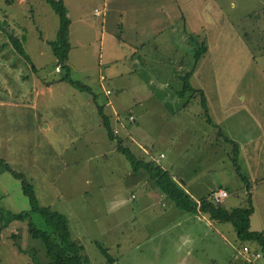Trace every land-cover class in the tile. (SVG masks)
Returning a JSON list of instances; mask_svg holds the SVG:
<instances>
[{
  "label": "rangeland",
  "instance_id": "374dc122",
  "mask_svg": "<svg viewBox=\"0 0 264 264\" xmlns=\"http://www.w3.org/2000/svg\"><path fill=\"white\" fill-rule=\"evenodd\" d=\"M6 1L0 0V23L6 24L0 25V208L4 214L31 210L21 181L13 176L12 170L21 173L32 185L40 206L66 215L75 235L82 226L85 229V223L91 222V212L97 214L101 225L104 224L105 211L93 209L99 190L102 198H113V191L121 186L127 187L125 195L133 190L130 176L120 177L113 171L112 156L117 153L113 150L114 142L106 137L97 110L98 98L95 101L88 90L75 86L71 80L89 87L99 97V77H105L103 85L113 91L110 98L114 106L130 108L145 133L149 132L153 137L160 133L154 126L155 120L162 119L161 112L169 114V122L179 126L175 133L186 135L185 143L178 141L167 145L162 140H154L152 156L166 152V158H182L179 145L183 158L197 154L199 140L196 136L200 130L196 128L207 118L198 120L200 96L197 94L194 95L197 98L190 99L192 94L186 92L183 98H172V92L182 84L178 70L183 67L179 65L183 62L186 67H191L195 51L190 45L193 42L187 39L190 37L189 26L180 19L173 0H63L71 21L69 78L66 79H62L64 70L55 72V59L47 43L55 38L57 14L45 0ZM231 1L232 9L221 4L235 20V28L242 30L250 22L249 18L256 19L260 10L254 8L250 0ZM154 7H158L161 14L156 13ZM167 8L175 12L171 21L163 15L162 10ZM95 9L104 13L96 16ZM244 12H252V15L239 20ZM10 33L24 37L22 46L29 60L13 49ZM182 46L184 51L175 49ZM133 48L138 51L130 57ZM146 51L149 53L145 57ZM232 69L221 68L217 75L223 78L231 74ZM210 72L216 74L213 68L204 66L201 74L190 80L191 85L211 90V83L207 82ZM118 73L122 76L113 79ZM239 91L253 96L259 91L264 96V68L254 65L246 68ZM158 97L164 111L155 105ZM186 100V109L181 111L180 105ZM249 101L252 104L251 98ZM251 107L258 111L255 105ZM173 112H178L177 116H183L186 122H176ZM187 113L197 116L190 117ZM47 124L49 129L45 131L43 127ZM42 135L50 139L47 137L43 142ZM225 148L229 158H240L235 156L233 146ZM222 151L218 147L214 158H225ZM118 156L122 157L121 154ZM217 174L221 179L225 171L218 170ZM235 183L239 184V179ZM235 183L229 187V197L221 203L225 208L245 204L246 195L241 188L236 189ZM84 213L87 216L82 218ZM1 216L0 264L47 263L49 257L45 246L28 233L26 221H14L5 227L6 216ZM31 217L43 229L39 214L31 212ZM127 225L137 231L131 237L135 236L138 244L124 240L116 248L101 243V247L108 248L106 257L95 243L82 242L83 253L90 264H178L175 254L167 253L162 229L157 227L159 222L154 224L156 228L153 225L149 230L138 228L133 221ZM203 226L207 228L206 242L195 245L200 248L199 253L195 250L185 253L187 264H246L240 255L246 243L240 242L230 223L214 221L212 226L207 223ZM83 241H88V237L85 236ZM254 264H263V261Z\"/></svg>",
  "mask_w": 264,
  "mask_h": 264
},
{
  "label": "crops",
  "instance_id": "0c3cea01",
  "mask_svg": "<svg viewBox=\"0 0 264 264\" xmlns=\"http://www.w3.org/2000/svg\"><path fill=\"white\" fill-rule=\"evenodd\" d=\"M173 1L180 19L184 20L189 26L190 31L187 33L190 34V37L187 39L193 42L190 45L193 48H196L202 42L206 45V52L197 62L190 80L201 74L204 66H208L209 69L213 68L216 73L212 74L210 72L207 74V82L211 83V90L205 87H194L203 90L210 121L207 118L204 119V110L199 100L201 108L197 112L198 120L204 119V122H201L202 124L199 125V128H196V130H200V134L196 136L199 140L196 145L198 147L197 154L193 155L192 158H183V150L179 145L180 150L178 152L182 158H166V152H160L159 155L163 154L164 156L159 158L158 163H155L153 159H156L159 155L156 157L151 155V147L154 140L159 139L167 145H172L178 141H180V144H184L186 139L184 133L180 135L179 133H175L176 127L179 126L175 122H169V114H166L164 111V105L159 101V97L155 105L158 108L160 107L159 109L164 112H161L162 119H156L154 123V126L160 131L159 136L153 137L149 132L145 133V129L136 120V116L130 108L127 109L120 105L118 107L114 106L110 98L113 91L103 85L105 77H99L100 98L96 92L92 93L88 87L91 98L95 101L99 100L97 105L101 106L102 112L108 116L111 132L112 129H118L119 131L117 135L112 134V139L106 132L107 139L114 142L113 150L117 153L112 156L114 158L113 171L120 177L130 176L132 180L130 186L133 190H130L129 195V191L125 195L127 187L121 186L117 189L115 188L113 198L100 197L102 194H100L101 191L99 190V198L97 203L94 204L93 209L99 208L105 211L104 224L101 225L97 220V214L91 212L89 216L91 222L85 223V229L82 226V229L78 230L76 235L73 233L72 225L69 223L68 218L64 215L68 223L70 236L83 249L82 242L95 243L100 252L99 244L101 243L116 248L124 240H128L135 245L138 244L137 238L135 236L131 237L132 233L137 231L131 230L127 225L128 222L132 223L133 221L134 225H138V228H146L148 230L155 223L159 222V226L157 227L162 229L161 233L163 235V242L165 241L164 245L167 246V253L175 254L178 264H187L185 262V253L191 250H195L197 253L201 251L195 245L200 242H206L207 228L203 224L206 225L207 223L209 226H212L214 221L203 214L198 206L195 212L180 209L156 184L155 180H157V177H160L158 176L159 170L162 173H166L172 182L186 192L197 204L202 198L209 197L218 188L225 189L228 192L227 197H229L231 194L229 187L235 183V180L239 179L240 183H235L234 185L236 189L241 188L242 193L246 194V186L248 185L252 197L254 210L250 216V229L264 232V96L259 91L255 92L256 95L254 96L242 91L244 95L239 91L240 83H242L245 77L246 68L252 65L264 68V0H250L253 7L259 8L260 12H258L256 19L249 18L250 22L244 25L245 27H242V30L235 28V20L229 17V12L221 4L224 3L228 9H232L233 3L231 0ZM256 3L259 6H254ZM154 8L156 9V13L160 12L158 7ZM162 11L164 12L165 19L168 21L174 19V9L167 8L165 11ZM103 13L104 11L102 10L101 14ZM250 15H252V12H244L239 20L244 17H250ZM135 26H137L136 23ZM170 27L173 28V25H170ZM184 33L182 37L185 40L186 33L185 35ZM252 36L255 37L254 40L250 39ZM253 44L256 46L255 49ZM175 49L184 51V46L181 49ZM132 51V53L130 51V57L134 56L138 50L136 51L133 48ZM147 53L149 52H145V57ZM179 66L183 67L182 70H178L181 72L180 78L190 67H186L183 62ZM221 68L233 69L231 74L225 75L222 78L217 75ZM58 71L60 72V70ZM58 71L55 70V72ZM121 76L122 73L115 74L113 79L117 80ZM223 81L224 83H222ZM106 89L111 90V93L106 94ZM180 89L179 86L172 92V98L184 97V95L178 94ZM189 98H197V96H189ZM249 98H251L252 104ZM186 101L183 105H180L181 111L186 109L188 100ZM254 105L258 108V111L252 109L251 106ZM178 112H173V119L176 122H186L183 116H177ZM187 114L190 117L197 116L196 114L191 116L193 113ZM130 115L135 117L133 119L135 120L134 122L127 120ZM165 116L167 117L166 120ZM150 117L153 118L151 114ZM179 125L181 126V124ZM98 126L100 127L101 125ZM43 129L45 131L49 129V124L45 125ZM47 137L42 135L40 139L46 142ZM118 139H121L123 145L130 148L141 161L138 162L135 168L116 149ZM48 144H51L49 140ZM229 146H233V149L236 147L237 149V155L240 157L237 158V165L240 172L247 179V183L237 175L233 158H229V152L224 150L225 147ZM218 147L222 148L225 158H214L213 154L217 153ZM120 154L122 157L118 156ZM54 155L55 158L57 154L55 153ZM147 155L150 158H147ZM144 162H152L159 169L155 170L151 166H144ZM126 163H129V166ZM222 169L225 171V176L218 179L217 171ZM160 178L162 179V177ZM81 210L83 211V208ZM86 216L87 214L84 213L82 218ZM14 221L19 220L4 223V226L7 227ZM154 228H156V225H154ZM85 236L88 237V241H83ZM246 244L252 247L253 250H258L254 244ZM106 250H108L107 247ZM167 253L165 254L168 258ZM241 259L246 264H254L259 260L263 261L262 257L251 262L246 261L242 256Z\"/></svg>",
  "mask_w": 264,
  "mask_h": 264
},
{
  "label": "trees",
  "instance_id": "16d2710c",
  "mask_svg": "<svg viewBox=\"0 0 264 264\" xmlns=\"http://www.w3.org/2000/svg\"><path fill=\"white\" fill-rule=\"evenodd\" d=\"M53 11L58 16V28L56 31L55 38L53 40L47 41L48 45L51 48L52 54L55 59L54 67H58L60 71L64 70V76L62 79L69 78V66L67 64L68 54L71 49V44L69 41V27H70V18L68 17L67 8L63 0H45ZM9 2L8 0L6 1ZM3 25L4 24V21ZM2 22L0 25L2 26ZM10 42L13 46V49L23 56L26 60H29L28 54L25 52L22 41L24 37L19 38L13 34H9ZM193 54V64L189 70L185 71L181 76L180 80L182 82V87L178 92L179 95H184L186 92H190L192 96L199 95L204 114L207 117V120L210 121L207 114V105L204 94L202 90L196 89L191 85L190 78L193 74V71L196 67L197 62L206 52V45L202 44L197 45L194 49ZM33 69L35 67L33 66ZM59 72V71H58ZM75 86L88 90L84 85H81L79 82L71 80ZM98 112L100 113L103 121V125L106 129L108 136L112 139L113 135L110 130L109 118L102 112L101 106H97ZM228 140V139H227ZM230 141V140H228ZM116 149L121 152L135 168L138 162L140 161L138 157L128 148L124 146L121 139L117 140ZM235 156L237 155V149H233ZM141 162V161H140ZM233 163L235 165V170L237 175L247 183V179L240 172L237 165V158H233ZM144 166H151L155 170H158V166L152 162H144ZM7 169L8 166L6 165ZM13 176L17 177L21 181V187L23 193L28 196V201L30 205V212H19L16 214L9 213L8 215L3 213V210L0 208V219L2 218L1 214L6 216V223H9L12 220L26 221L28 233L36 239L42 241L45 246L47 255L50 259L49 262L45 264H89L88 257L83 253L82 246L72 239L68 230V223L66 217L54 210H51L48 207H42L38 204L36 196L34 194V189L32 185L27 182L25 177L16 171L12 170ZM161 174V175H160ZM156 184L159 188L175 202V204L182 210L188 212H195L198 206L199 210L207 215L212 221L220 223H230L240 242L251 243L257 247V251L260 252L261 257L264 261V232L263 231H254L250 229V216L253 213L254 207L252 203L251 193L249 192V186L246 187V200L245 204L240 207L234 208H225L222 206V201L219 203L213 202L209 197L202 198L197 204L186 192L178 188L170 179L166 173H162L159 170ZM31 212L38 213L42 222V227H38L32 220ZM3 220V219H2ZM3 224H0V230L2 229ZM249 246L244 244L243 246ZM242 246V247H243ZM101 252L106 255V249L99 245ZM250 247V246H249ZM252 249V247H250ZM111 259H108V261Z\"/></svg>",
  "mask_w": 264,
  "mask_h": 264
},
{
  "label": "built area",
  "instance_id": "2783aa9c",
  "mask_svg": "<svg viewBox=\"0 0 264 264\" xmlns=\"http://www.w3.org/2000/svg\"><path fill=\"white\" fill-rule=\"evenodd\" d=\"M94 15L98 16V15H101V11H99L98 9H95L94 10ZM56 70L58 71L59 68L56 67ZM101 79H103V77H101ZM105 93L106 94H110L111 93V90L109 89H106L105 90ZM134 117L132 115L128 116L127 120L130 122V121H133ZM118 129H112V134L113 135H117L118 134ZM164 155L163 154H160L158 157H156V159H153V161L155 163H158L159 161V158H162ZM228 196V192L223 189V188H218L216 190H214L210 196H209V199L213 202H216V203H219L221 202L222 200H224L226 197ZM240 255L248 262H251L252 260H255L257 258H260L261 257V254L260 252L256 251V250H253L251 249L249 246L245 245L242 247L241 251H240Z\"/></svg>",
  "mask_w": 264,
  "mask_h": 264
}]
</instances>
